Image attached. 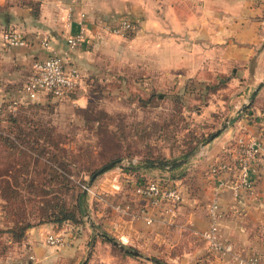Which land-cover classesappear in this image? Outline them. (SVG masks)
Instances as JSON below:
<instances>
[{
  "label": "rangeland",
  "instance_id": "1",
  "mask_svg": "<svg viewBox=\"0 0 264 264\" xmlns=\"http://www.w3.org/2000/svg\"><path fill=\"white\" fill-rule=\"evenodd\" d=\"M102 37L92 57L95 65L93 74L87 76V85L72 98L50 99L39 95L32 102L33 108L22 112L21 119L32 120V125L21 122L18 125L21 133L13 129L9 135L15 142V150L0 146V174L13 169L12 181H8L13 188L11 195L0 182V264H30L28 257L42 264L26 241L29 231L47 226L51 228L50 234L71 235L70 224L34 226L18 240H10L2 232L24 223H36L55 203L71 207L79 191L84 205L81 224L75 241L66 246L78 251L75 264H176L201 246L191 241L189 232L179 226L181 221L172 225L154 221L149 226L141 222L142 226L136 227L130 238L124 236L125 242L120 231L106 228L103 221L107 223L111 214L116 219H130L136 200L131 192V176L119 180V191L110 189L115 184L112 179L117 168L137 167L145 159L178 158L195 146L194 157L221 135L215 136L217 131L233 123L238 116L232 95L239 87L229 80L234 70L208 64L202 67L201 76L194 74L182 80L169 72L173 67L164 65L163 70L162 65H151L150 36L137 43L133 38L120 40L108 34ZM215 74L214 80L200 79H211ZM263 86L264 83L250 88L249 94L254 96L248 106L259 109L256 116L261 118L264 129V91L260 99L256 97ZM35 125L39 134L43 131L42 138L31 132ZM15 134H20V138L16 139ZM112 159L109 164L116 163L115 167L89 184L91 176ZM60 162L65 164L61 167ZM51 169L61 173L71 189L44 193V178ZM185 169L186 164L180 172L185 174ZM155 173L151 171L149 176ZM46 187L49 191L56 189L54 183ZM82 187L90 188L93 195L85 193ZM115 205L123 207V212L115 213ZM95 210L99 217L94 215ZM159 218L164 221L163 217ZM41 244L53 254L59 253L47 246L45 239ZM206 253L215 258L207 250ZM71 257L62 256L59 263L55 258L50 264H61L63 260L62 264H72L75 259ZM191 262L208 264L209 261L204 256Z\"/></svg>",
  "mask_w": 264,
  "mask_h": 264
},
{
  "label": "crops",
  "instance_id": "2",
  "mask_svg": "<svg viewBox=\"0 0 264 264\" xmlns=\"http://www.w3.org/2000/svg\"><path fill=\"white\" fill-rule=\"evenodd\" d=\"M79 13L85 15V40L78 49L70 50L66 39L76 33ZM121 20L131 23V31L125 36L111 37L133 38L137 43L150 36L153 42L151 65H162L163 70L164 65L173 67L169 72L179 79L186 80L194 74L201 76L202 67L208 64L234 70L229 80L239 86L232 95L235 113L252 97L250 88L264 83V0H0V106L3 99L16 96V89L24 84L32 65L49 55L58 57L67 67L78 69L83 88L87 76L93 74L94 51L106 34L102 26H113ZM9 30L19 31L27 45L6 47L2 34ZM43 41L48 49L43 48ZM214 76L217 77L215 74L211 79H200L214 80ZM263 91L264 86L256 97ZM256 115L259 109L249 108L246 115L240 116L217 139L202 147L186 164V178L179 180L183 200L169 224L181 221L179 226L189 232L191 241L201 246L176 264H193L192 259L207 255L203 241L196 236L199 237L208 225L207 209L214 197V182L206 175L208 168L227 164L232 175V147L237 137L259 138L264 149V129L261 118ZM256 172L254 197H247L243 190L235 197L227 189L216 194L222 214L217 232L220 241L234 253L242 257L254 256L264 262V173L263 170ZM231 175L227 173L228 178ZM128 177L119 174V180ZM144 206L143 201L136 199L132 212ZM94 215L100 216L96 210ZM111 216L103 224L108 229L120 231L124 242L136 227L142 226L140 220L131 217L121 220ZM163 220L155 214L156 223L163 224L166 222ZM50 233L51 228L47 226L29 231L26 241L36 259L50 264L55 258L59 263L62 256H72L75 259L72 264L77 263L78 251L66 247L75 241L72 234L62 233L67 245L56 248L59 253L53 254L41 244ZM208 261V264H233L228 258L215 257Z\"/></svg>",
  "mask_w": 264,
  "mask_h": 264
},
{
  "label": "built area",
  "instance_id": "3",
  "mask_svg": "<svg viewBox=\"0 0 264 264\" xmlns=\"http://www.w3.org/2000/svg\"><path fill=\"white\" fill-rule=\"evenodd\" d=\"M76 25V33L66 39V45L70 50L78 49L85 40V15L83 13H79ZM131 29L132 25L127 20H121L113 26H102V30L110 36H125ZM2 41L8 48H23L27 45L23 35L17 30L5 31L2 34ZM42 46L48 49L46 41H43ZM82 85L83 79L78 69L67 67L58 57L49 55L32 65L31 72L21 90L16 98L9 101L5 110L12 111L21 103H32L42 94L50 96L51 99H65L79 91ZM232 148V175L229 173L227 164L219 163L210 166L207 170L206 175L214 182V197L207 209L208 225L199 234V238L205 243L206 250L212 257L228 258L233 264H264L254 256L242 257L234 253L218 237L217 228L222 214L217 205L216 194L227 189L235 197L239 190H243L247 197H254L256 170L258 172L263 170L264 173V149L259 138L250 135L237 137ZM120 169H116L112 179L115 184L110 186L114 191H119L120 188L119 174L122 175ZM227 173L231 177L228 178ZM130 187L135 199L145 203L144 207L129 213L131 218L140 220L144 225L149 226L154 222L155 214L163 217L167 223H171L176 217V211L183 200V190L179 180L168 185L155 180L143 184L133 182ZM82 189L85 193L93 195L90 188L82 187ZM122 209L123 207L119 205L113 207V211L117 214L123 212ZM45 242L52 248L67 245L66 238L61 234H48ZM28 259L30 264H36L32 257Z\"/></svg>",
  "mask_w": 264,
  "mask_h": 264
},
{
  "label": "trees",
  "instance_id": "4",
  "mask_svg": "<svg viewBox=\"0 0 264 264\" xmlns=\"http://www.w3.org/2000/svg\"><path fill=\"white\" fill-rule=\"evenodd\" d=\"M88 80L89 79L85 80V85H87ZM22 86L17 88L15 92L19 93ZM72 95H70L71 98ZM48 98L51 99L50 96H48ZM11 99L12 97L3 99V102L1 103L0 106V146L5 147L7 150H15V146L13 148V144H15V142H12L9 139V135L12 133L13 129H18L19 131L18 133H21V130L18 128V125L21 122L24 123V125H32L31 124L32 120H29L27 118L24 119L21 118H23L22 112L28 108L29 109L33 108L32 105L34 104V103H21L18 104L12 111H7L5 110V108ZM247 110L248 109H246L241 115H239L233 122H236L240 118V116L246 115ZM37 128L38 127H36V125L35 127L33 126L31 132L35 134V137L42 138L43 131L41 132V134H39ZM15 138L19 139L20 134H15ZM28 143H32V141L29 140ZM195 149L196 147L194 146L188 152L184 153L182 156L178 158H170L162 161H153V160L145 159L144 161H142V164H140L137 167H127L125 169L121 168L120 171L122 174L126 176H131L132 181L135 180V182H140L143 184L148 181L155 180L161 182L163 185H168L173 181L185 180L187 174L180 172V170L182 166L187 164L189 160L192 159L193 157L192 153L195 151ZM112 161H114V159L109 160L103 166L109 164ZM64 164L65 163L60 162L59 166L61 165L63 166ZM153 166H158V167L155 169ZM12 170L13 169L9 168L5 173L0 174V182L4 183L5 185L4 191L8 192V194L10 195L12 194L13 188L11 187V184L8 181H12L11 180L13 177ZM151 171H156L157 173H155L154 176L151 177V175L149 176V173L151 174ZM94 172L95 171L91 172L89 176H91ZM50 178L51 181H49ZM44 179H45L43 185L44 193H51L54 191L58 193L62 191V189H71L70 188L71 185L56 169H51L50 173H47ZM48 183H54L56 185V189L49 191V189L46 187ZM130 183L131 182H129V184ZM33 186L34 185L32 184V187ZM82 200H83V194L81 191H79L76 194L74 198V203L71 207L67 208V206L65 207V205L63 204L55 203L50 206L49 212L42 214L38 218L36 223H24L17 226L15 229H8L2 233L9 235L10 240L11 239L18 240L23 236V234L27 229L32 228L34 226H38L42 224H52L59 227L64 224H70L72 226L71 228L73 231L72 238L76 239L75 238L76 230H78V227H80L81 217L83 215V210H84V205H82ZM205 257H206V261L210 259L209 255H206ZM158 264H164V263L158 262Z\"/></svg>",
  "mask_w": 264,
  "mask_h": 264
},
{
  "label": "water",
  "instance_id": "5",
  "mask_svg": "<svg viewBox=\"0 0 264 264\" xmlns=\"http://www.w3.org/2000/svg\"><path fill=\"white\" fill-rule=\"evenodd\" d=\"M254 94L252 95V97L249 99L248 103L246 105H243L236 113L235 116H238L239 114H241L243 111H245L248 108V105L251 103V100L253 98ZM228 126L223 127L222 129H220L219 131H217V133L215 134V136L221 134ZM116 163H111L109 165H106L105 167H103L102 169H100L99 171H97L96 173H94L89 181V184L92 183V181L99 176L100 174L107 172L111 169H113L115 167ZM107 242H109L112 245H115L109 238L102 236ZM119 249L123 250L121 247H119Z\"/></svg>",
  "mask_w": 264,
  "mask_h": 264
}]
</instances>
